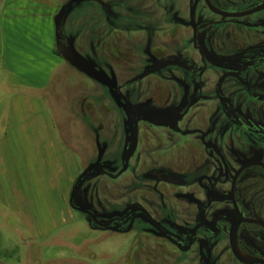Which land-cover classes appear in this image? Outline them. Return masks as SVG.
<instances>
[{"label":"flooded vegetation","instance_id":"af4514ba","mask_svg":"<svg viewBox=\"0 0 264 264\" xmlns=\"http://www.w3.org/2000/svg\"><path fill=\"white\" fill-rule=\"evenodd\" d=\"M92 2L106 22L118 24L105 0H70L67 8ZM143 3L145 49L154 46L145 51L144 71L118 89L105 83L131 108L128 131L117 133L121 118L88 116L95 127L113 131L88 132L94 157L74 183L84 180L73 199L80 210L71 195L70 206L99 233L130 236L142 226L145 264H264V0ZM63 48L71 58L69 46ZM144 79L145 109L137 110L115 89ZM158 91L162 99L147 98ZM86 120L80 123L89 129ZM101 137L111 140L114 159H104ZM132 166L145 172V196L124 203L118 185ZM99 174L114 183L112 213L101 211L97 187L84 195Z\"/></svg>","mask_w":264,"mask_h":264},{"label":"rangeland","instance_id":"374dc122","mask_svg":"<svg viewBox=\"0 0 264 264\" xmlns=\"http://www.w3.org/2000/svg\"><path fill=\"white\" fill-rule=\"evenodd\" d=\"M69 1L58 0V20L53 21L55 39L56 24L63 26L59 33L65 37L62 36L65 43L57 40L56 46L62 54V59L69 63L57 70L48 89L36 94L47 101L46 111L53 115L59 138L64 139L68 134L69 137H75L78 140H68L72 150L78 156L77 159L75 158L78 178L86 165L85 161L94 157L93 143L95 142L92 135H87L88 132L100 131L108 135L113 131L112 127L107 129V132L95 127L88 116L97 122H112L114 117L121 118L118 121L117 133L124 136V133L128 131L125 119L131 108L110 92L109 85L114 83L118 89L126 80L142 73L147 64L145 51H152L154 46L149 44V47L145 49L144 0H105L111 4L115 1V6L112 4V8L118 15L119 21L115 26L106 22L107 18L103 16L104 11L97 4L88 3L75 7L71 11L67 8ZM99 18L102 19L101 22ZM117 29H120L119 33L115 32ZM81 32L84 33L81 34ZM148 35L153 37L152 32ZM64 45L69 46L72 52L71 58L64 48L62 49ZM100 52L101 55L98 56L102 58L98 59L96 54ZM106 58L111 59L112 64ZM115 91L125 96L135 109H145V79ZM161 94L162 92L158 91V94L147 98L158 101L162 99ZM173 94V101H177L179 93L173 92ZM181 94L184 95V91ZM72 101L75 102L72 103ZM83 105L88 106L89 110L91 107V111L84 112ZM151 105L157 106L154 102ZM82 115L86 116L90 130L80 123ZM140 125V132L144 134L140 140L142 142L145 140V125ZM110 141L109 138L101 137V148L107 150L104 159H114V147ZM137 156L139 155H136V159ZM144 175L142 168L132 166V169L122 178V184L118 185L121 186L119 187L121 191L117 199L128 203L145 196ZM91 182L85 188L84 195L90 198L91 191H95L97 187L99 190L97 201L101 211L104 214L112 213L114 209L112 200L117 197L113 191L114 183L103 174H99ZM73 187L76 186L73 185ZM117 210L119 211V208ZM73 213V218L64 221L63 225L62 220H53L57 226H53L54 229L49 230V232L53 231V234L46 237L36 236L33 231L28 233L27 230L20 228H17L18 232H16L13 220L9 221L11 228L7 225V230L3 229V221H0L2 229L0 264H145V249L142 251L140 246L145 244V235L141 236L145 234L142 226L138 227L141 229L138 234L130 236L110 232L99 233L90 229L81 215ZM38 222L43 223V221ZM136 245H138L137 248Z\"/></svg>","mask_w":264,"mask_h":264},{"label":"crops","instance_id":"0c3cea01","mask_svg":"<svg viewBox=\"0 0 264 264\" xmlns=\"http://www.w3.org/2000/svg\"><path fill=\"white\" fill-rule=\"evenodd\" d=\"M58 14V0H0V221L44 237L53 220L63 225L76 212L70 195L78 156L68 140H78L59 138L36 94L69 63L56 46Z\"/></svg>","mask_w":264,"mask_h":264},{"label":"water","instance_id":"95a60500","mask_svg":"<svg viewBox=\"0 0 264 264\" xmlns=\"http://www.w3.org/2000/svg\"><path fill=\"white\" fill-rule=\"evenodd\" d=\"M56 34H58V25H57V32H56ZM122 99L127 100L125 97H123ZM87 172H88V170H87ZM84 174H85V173H83L81 176H83ZM83 184H84V180H81V177H80V179H79V181H78L76 187L73 189L72 194H71V205H72V207H73L74 209H76V210H80V209H79L77 206L75 207V206L73 205V199H74V197L76 196V194L78 193V191L82 188Z\"/></svg>","mask_w":264,"mask_h":264}]
</instances>
